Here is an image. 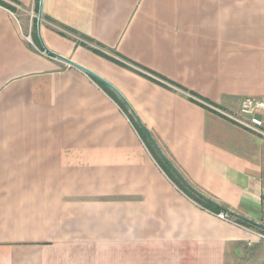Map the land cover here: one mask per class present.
<instances>
[{
  "label": "crops",
  "instance_id": "crops-1",
  "mask_svg": "<svg viewBox=\"0 0 264 264\" xmlns=\"http://www.w3.org/2000/svg\"><path fill=\"white\" fill-rule=\"evenodd\" d=\"M5 1L0 264H264L259 228L186 194L131 117L190 185L264 225V136L230 116L264 95V0Z\"/></svg>",
  "mask_w": 264,
  "mask_h": 264
},
{
  "label": "trees",
  "instance_id": "trees-1",
  "mask_svg": "<svg viewBox=\"0 0 264 264\" xmlns=\"http://www.w3.org/2000/svg\"><path fill=\"white\" fill-rule=\"evenodd\" d=\"M0 4L7 6L13 10H15L16 8H14V5L10 4L9 2H6L5 0H0ZM59 26V32L67 34V32H70L71 34L75 35L78 37V35L82 36L84 39L93 42L94 40L92 38H90L89 36H86L84 34L78 33L77 31H75L74 29L58 23ZM64 29V30H63ZM98 45H101L98 43ZM94 50L102 55H105V52H103L100 49L94 48ZM94 79L99 82L100 84H105L103 80L99 79L96 76H93ZM132 119L134 120V123L137 125L138 129L140 130V132L143 135L144 140L146 141L149 149L151 150L152 154L154 155V157L163 165V167L170 173V175L172 176L173 180L180 186V188L186 193L188 194L190 197H192L194 200H196L198 203H200L202 206L218 213L221 211L226 210V208L222 205H220L219 203L215 202L213 199L207 197L206 195L202 194L201 192H199L197 189H195L192 185L189 184V182L175 169V167L172 165V163L169 161V159L163 154V152L161 151V149L159 148V146L157 145V143L153 140L150 132L144 127V125L141 123V121L135 116L132 115L131 116ZM228 212V211H226ZM229 215L235 219L236 222H238L239 224L245 225L247 227H251V226H257L259 228L260 231L264 232V225L263 224H257L255 222H253L252 220H249L248 218L238 215V214H234L232 212H228Z\"/></svg>",
  "mask_w": 264,
  "mask_h": 264
},
{
  "label": "built area",
  "instance_id": "built-area-1",
  "mask_svg": "<svg viewBox=\"0 0 264 264\" xmlns=\"http://www.w3.org/2000/svg\"><path fill=\"white\" fill-rule=\"evenodd\" d=\"M239 111L240 115L230 114V116L242 125L264 136V95L243 98ZM218 216L222 219L236 222L227 212H218ZM258 235L264 241V232L259 231Z\"/></svg>",
  "mask_w": 264,
  "mask_h": 264
},
{
  "label": "water",
  "instance_id": "water-1",
  "mask_svg": "<svg viewBox=\"0 0 264 264\" xmlns=\"http://www.w3.org/2000/svg\"><path fill=\"white\" fill-rule=\"evenodd\" d=\"M41 18H42V12H41V10H40L39 23H41ZM49 52H50V51H49ZM50 53L53 54V55H56V56H58V57H60V58H62L63 60L69 62L70 64H73V65H75V66H77V67L83 69L84 71H86V72H88V73H90V74H92V75L98 77V76H97L92 70L86 68L85 66H83V65H81V64H78V63L74 62V61L71 60L70 58L64 57V56H62V55H60V54H57V53H54V52H50ZM98 78H99V77H98ZM100 79H101V78H100ZM110 86H111V87H112V88H113V89H114L119 95H121L120 92H119L114 86H112L111 84H110ZM123 99H124V98H123ZM124 100H125V99H124ZM125 102H126L127 105L130 107V105L128 104V102H127L126 100H125Z\"/></svg>",
  "mask_w": 264,
  "mask_h": 264
},
{
  "label": "rangeland",
  "instance_id": "rangeland-1",
  "mask_svg": "<svg viewBox=\"0 0 264 264\" xmlns=\"http://www.w3.org/2000/svg\"><path fill=\"white\" fill-rule=\"evenodd\" d=\"M76 39H78V40H80V41H82L84 38L82 37V36H80V35H78V37L76 38ZM84 40H86V39H84ZM56 56V55H55ZM94 76V75H93ZM100 79V78H99ZM96 81V80H95ZM97 82V81H96ZM98 84H100L99 82H97Z\"/></svg>",
  "mask_w": 264,
  "mask_h": 264
}]
</instances>
